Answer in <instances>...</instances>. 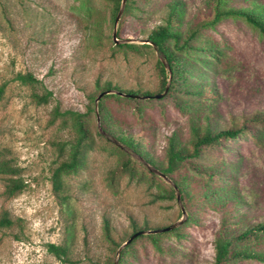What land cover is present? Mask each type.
I'll use <instances>...</instances> for the list:
<instances>
[{
	"label": "rangeland",
	"instance_id": "obj_1",
	"mask_svg": "<svg viewBox=\"0 0 264 264\" xmlns=\"http://www.w3.org/2000/svg\"><path fill=\"white\" fill-rule=\"evenodd\" d=\"M173 1L169 31L177 40L165 45L185 66V74L169 93L165 61L145 41L148 31L164 23ZM217 3L250 10L264 0H126L123 7L120 0L115 17L112 0H0V85H6L0 99V155L20 170L25 184L22 192L5 198L0 178V215L7 212L13 222L0 230V264H65L48 252L49 244L66 248L72 260L68 264H107L112 259L114 264L130 238L131 219L140 227L184 222L173 233H161L168 254H158L143 238L130 246L125 264H213L220 214L196 206L183 216L177 199L152 203V195L173 188L172 182L123 147L139 177L119 173L120 156L98 113V101L106 95L98 98L107 91L119 93L102 90L105 83L152 93L137 101L118 95L121 99L106 106L125 129L149 136V149L161 159L172 131L188 136V116L174 106L175 100H194L182 93L187 86L207 85L215 92L207 106L218 127L233 119L242 128L244 117L264 113V36L239 17L213 24ZM158 62L169 76L166 93ZM17 74H31L39 83L14 81ZM46 92L52 96L42 103ZM159 94L163 98L157 99ZM137 108L144 112L143 121L136 118ZM72 114L86 122L93 147L85 168L63 175L55 190L52 171L75 137ZM192 162L220 167L222 177L214 186L227 185L239 195L229 227L239 230L264 222V124L248 125ZM185 174L208 181L187 168ZM239 220L243 224L235 225ZM104 221L112 239L122 242L115 252L105 238Z\"/></svg>",
	"mask_w": 264,
	"mask_h": 264
},
{
	"label": "trees",
	"instance_id": "obj_2",
	"mask_svg": "<svg viewBox=\"0 0 264 264\" xmlns=\"http://www.w3.org/2000/svg\"><path fill=\"white\" fill-rule=\"evenodd\" d=\"M114 3V14L118 12L120 0H112ZM177 1H173L168 5V16L163 24L150 30L146 34V40L151 43L156 51L162 56L168 66L170 72V89L169 93L178 84L180 78L185 74V66L182 65L177 57L171 53L165 43L168 40H177V37L169 31L171 22L174 20L173 14ZM214 15L212 23L215 24L225 17H239L244 19L249 25L257 29L264 36V5L252 7L250 10L244 9H228L220 8L217 3L213 7ZM100 30L97 31V34ZM186 43V42H184ZM177 44V42H176ZM175 44V47H177ZM149 47V45H142ZM161 74L162 84L161 90H165L167 73L161 62H158ZM14 81L23 84L39 83L31 74H17ZM5 84L0 85V99L5 91ZM102 90L118 91V95L125 97L127 100L135 98L147 99L152 96L149 91L139 89L124 90L111 83H105ZM183 94L191 95L194 100L189 103H180L178 100L174 102L175 108L188 116V136L183 137L178 130L172 131L166 139L163 147L162 159L149 149V136L142 134L140 131L127 130L116 118L111 117L107 111L106 103L108 101L121 99L118 95L108 94L98 101V113L101 116L102 130L106 132L115 143L111 147L120 156L117 171L128 175L131 179L139 177L136 169L131 166L127 153L121 148L133 152L147 165L156 169L167 180L172 182L173 188L164 190L152 195L151 202L172 201L176 199L175 191H178L182 206L185 211H190L196 206H203L206 209L220 214L219 228L215 234L214 240V259L213 264H238L240 262H258L264 263V222L251 224L239 230H233L230 219L232 213L240 205L241 199L234 189L228 188L227 185L221 187L214 186V181L221 179L222 169L216 165L199 166L193 164V159L199 158L201 153L214 146L222 139H234L241 130H247L250 124H264V113H254L244 117L245 125L238 128L233 119L229 121V125L224 127L216 126L211 119V110L207 106L215 97V92L207 85L194 86L190 85L182 91ZM52 96L51 92H46L40 96V101L45 103ZM203 108L207 109L202 112ZM75 122V137L69 143L66 158L56 166L51 175V180L55 190L61 188V178L69 173H76L86 166L88 152L93 147V141L86 122L82 120L79 114H72ZM137 120L143 121L144 112L140 109L135 110ZM61 149H63L61 147ZM193 171L197 176L207 178V182L188 176L185 169ZM151 177L155 174L149 172ZM0 178L4 181L3 195L5 198H12L22 192L25 188L24 180L20 176V170L12 164L3 155H0ZM141 179V178H139ZM212 183V184H210ZM175 187V188H174ZM242 219V218H241ZM243 221V220H242ZM235 223L242 225L243 222ZM12 220L7 212L0 215V230L9 228ZM131 233L128 238L139 231H153L161 227L150 226L146 222L143 227L131 219ZM103 229L106 240L113 246L112 251L115 252L122 243H116L111 235L109 224L104 221ZM175 230L170 233L175 232ZM162 234H151L147 236H138L129 245H127L118 256V264H125L124 257L129 254L130 246L137 240L146 239L150 242L154 251L158 254H168L169 250L165 248L160 240ZM125 242V241H124ZM48 252L62 263H72L68 257L67 250L63 246L49 244ZM107 264H113V259L108 260Z\"/></svg>",
	"mask_w": 264,
	"mask_h": 264
},
{
	"label": "water",
	"instance_id": "obj_3",
	"mask_svg": "<svg viewBox=\"0 0 264 264\" xmlns=\"http://www.w3.org/2000/svg\"><path fill=\"white\" fill-rule=\"evenodd\" d=\"M125 1H126V0H122V7H123ZM121 12H122V9L120 10L119 15L121 14ZM119 15H118L117 18H116V22H117V20H118ZM113 38H115V33L113 34ZM145 42L148 43V44H151V43H149L148 41H145ZM165 64H166V63H165ZM166 68L168 69L167 64H166ZM167 90H168V88L165 89V93L167 92ZM112 93H114V92H112V91L103 92L102 94H100V96H99L98 99H100V98H101L102 96H104V95H108V94H112ZM165 93H164V94H165ZM164 94H159V95L156 96V98H157V99H161V98H163ZM147 99H148V98H147ZM97 101H98V100H97ZM145 164H146V163H145ZM146 166H147V168H148L151 172H153V173L159 175V176H160L161 178H163L164 180H167V178H166L164 175H162L160 172H158L156 169L150 167V166L147 165V164H146ZM174 188H175V187H174ZM176 192H177L176 199H177V201H178L179 203H181V200H180V197H179V193H178V191H176ZM180 208H181V212H182V214H183V216H184V215H185V210H184L183 206L180 205ZM183 222H184V219H183V220H180V221L177 222V223L171 224V225H169V226H167V227H165V228H160V229H156V230H153V231H139V232L133 234V235L130 236V238H129V239H128V240L122 245V247L119 248V250H118V255H119V253L121 252L122 248H124V247H126L127 245H129V244H130L135 238H137L138 236H142V235H150V234H161V233H166V232H169V231H172V230L176 229L178 226L182 225ZM114 264H118V259L114 262Z\"/></svg>",
	"mask_w": 264,
	"mask_h": 264
}]
</instances>
